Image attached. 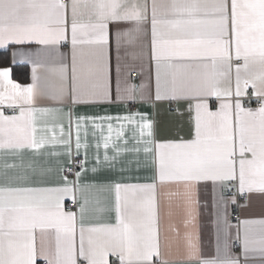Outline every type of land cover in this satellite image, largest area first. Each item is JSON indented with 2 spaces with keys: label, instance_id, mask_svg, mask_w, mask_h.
Segmentation results:
<instances>
[{
  "label": "snow or ice",
  "instance_id": "1",
  "mask_svg": "<svg viewBox=\"0 0 264 264\" xmlns=\"http://www.w3.org/2000/svg\"><path fill=\"white\" fill-rule=\"evenodd\" d=\"M32 43L40 47L12 52L13 63L19 57L31 64V84L15 83L12 69L0 67V106L15 110H0V264H112L110 256L119 264H156L157 188L170 184L183 185L162 195L168 216L171 198L182 200L184 232L170 230L183 242L185 264L264 258V220L238 222L243 262L232 254L228 209L236 196L224 195L229 186L264 195V0H0V48ZM135 43L139 66L120 56L122 46ZM145 60L153 70L147 81ZM41 69L55 77L54 87L41 85ZM249 88L256 108L241 101ZM212 97L219 102L214 111ZM46 101L58 106H37ZM160 101L188 102L189 138L157 140L155 122L139 111L74 112L104 102ZM73 143L77 156L84 149V161L70 179ZM61 156L72 166L53 159ZM148 169L143 179L150 182H131ZM201 181L224 186L213 202L216 254L208 258L194 227ZM106 213L114 222H91Z\"/></svg>",
  "mask_w": 264,
  "mask_h": 264
},
{
  "label": "crops",
  "instance_id": "2",
  "mask_svg": "<svg viewBox=\"0 0 264 264\" xmlns=\"http://www.w3.org/2000/svg\"><path fill=\"white\" fill-rule=\"evenodd\" d=\"M38 47V45H35L34 43L29 45H10L6 48H0V51H10V62H12V52L17 50H23V51H35ZM61 52H67L68 49L66 47L61 46L60 48ZM141 51V47L139 43L135 44H126L122 46L120 51V56L122 58V61L125 63L133 64L135 66H139L141 64V60L139 58V53ZM134 54L137 58H133ZM112 61L113 65L115 64L116 59V49L115 44L113 43L112 51H111ZM14 65L18 66H27L29 68V76L30 79L26 84H21L17 82L16 80L12 78V80L15 83L20 84L21 86H25L32 83V66L28 63H21L20 58H16V63H13ZM145 65V74L144 79L147 81L149 76L152 75L153 70L149 66L148 61H144ZM41 71V85L46 87H54L55 86V77L48 72H45L43 69ZM133 74H136L135 72ZM132 81L136 84H139L141 81L137 78V75L135 78H132ZM153 92H154V78H153ZM233 87H234V75H233ZM3 89L0 88V91ZM248 94H251V88L248 90ZM244 97H241V101L245 107H251L255 108L253 104H247L244 100ZM256 98L254 97V101ZM210 101V107L214 111L218 105V101L212 97L209 98ZM39 107H57L58 105L55 104L53 101H46L42 103H38ZM1 110V109H0ZM143 112L146 113L148 118L155 122V132H156V139L157 140H178L181 136H183L185 139L189 138L188 131L191 128V122H190V112L188 110V102L187 101H160L155 104V107H153L152 104H142V103H135L129 106L126 103H108L104 102L99 105L89 106V107H83L78 106L74 109V112L76 114L79 113H86L88 115H126L130 112ZM68 112V107L64 106V113L66 114ZM15 113V112H14ZM13 113V114H14ZM6 115H12V114H6ZM139 119V117H137ZM64 126L65 131L67 132L68 123H67V116H64ZM131 133L129 132V135ZM74 139V134H73ZM89 140L91 141V136H89ZM132 145L130 144L129 147ZM142 147V146H141ZM51 150V149H49ZM58 151L60 149H57ZM95 154L96 149L94 147L89 148L88 150V161L85 164V167L91 168L92 165L95 162ZM104 149H100V155L101 158L103 157ZM111 154V151L109 152ZM80 157L82 161H84V149L82 148L80 150V154L76 155V150L73 143V155H72V162L75 158ZM141 157L143 158V153L141 152ZM53 159H59L65 163V166L69 165L67 163V158L64 156L53 158ZM79 171V170H78ZM75 173L70 177L73 178ZM88 175H91L88 173ZM139 175L141 176L140 181H131L132 183L140 182H150L143 179L145 176L151 175V169L148 170H142ZM224 186L221 185H213V182L211 181H201L195 185L194 193H195V199L198 201V204L196 207V220L194 227L196 228L199 238H200V247L201 252L204 255V257L208 258L211 256H214L216 254V238H217V224H216V216H215V209L213 207L214 198L218 197L219 193L221 192L222 188ZM230 187V186H229ZM165 191H183V185L182 184H170L166 185L164 187L158 186L157 193H158V200L160 201V236H161V256L156 261V264H185V254H184V248H183V242L180 239L179 236L175 232H172L170 230V225L175 226L177 229H179L180 234L182 235L184 232L183 228V219H184V211L182 207V200L180 197H172V215H167V205H168V198L164 197L162 195ZM248 202L246 204L237 205V202L235 204H229L228 209V221L231 225L230 228H228V234H229V241L232 245L231 251L232 254L239 257L241 261L243 262V257L241 256V246L240 241L236 239L237 237V231H238V222L240 220H264V195L257 194V193H251L248 194ZM106 197L109 198L110 202V194L106 193L104 194ZM225 197H229L227 195V191L224 193ZM177 205H180L177 207ZM235 210L239 213V221L236 223H232L231 221V213H233ZM110 217H112L111 222H114V214H104L100 217L99 220H92V223H103V222H109ZM220 227H223L221 225ZM258 227V226H254ZM242 235V230L240 232ZM77 242H78V236H77ZM235 243H238V246H235ZM112 264H119V261L117 257L110 256L109 257ZM261 259H264L260 257L258 254H250L248 264H260Z\"/></svg>",
  "mask_w": 264,
  "mask_h": 264
},
{
  "label": "built area",
  "instance_id": "3",
  "mask_svg": "<svg viewBox=\"0 0 264 264\" xmlns=\"http://www.w3.org/2000/svg\"><path fill=\"white\" fill-rule=\"evenodd\" d=\"M136 77V74H132V78H135ZM245 102L247 104H253V106L256 108L258 107V102L255 100L254 101V97H252L251 94H247L244 98ZM0 109L3 110L5 112V114H13L15 112L14 109L12 108H8V107H5V106H0ZM82 159L80 157L78 158H75L72 162V165H74V170H73V173L72 175L75 173V171H78L80 170V167H81V163H82ZM72 165H67V167H71ZM231 188V191H227V195L228 196H232V195H235L236 196V202H237V205H242V204H246L248 202V196L247 194H244V195H240L239 192L236 190V188L234 186H230ZM67 208L68 209H71L72 208V204L71 202L69 201L67 203ZM239 213L237 210H235L233 213H231V221L232 223H236L239 221ZM235 246H238V243H235Z\"/></svg>",
  "mask_w": 264,
  "mask_h": 264
},
{
  "label": "trees",
  "instance_id": "4",
  "mask_svg": "<svg viewBox=\"0 0 264 264\" xmlns=\"http://www.w3.org/2000/svg\"><path fill=\"white\" fill-rule=\"evenodd\" d=\"M3 61H6V63ZM0 67H10L12 69L11 77L21 84H26L30 79L29 68L27 66H18L10 62L9 50L0 51Z\"/></svg>",
  "mask_w": 264,
  "mask_h": 264
}]
</instances>
